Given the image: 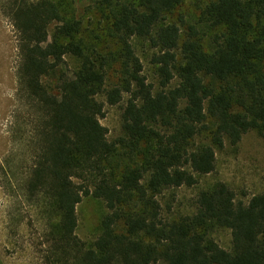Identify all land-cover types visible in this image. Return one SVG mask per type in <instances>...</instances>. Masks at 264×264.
<instances>
[{"label":"trees","instance_id":"16d2710c","mask_svg":"<svg viewBox=\"0 0 264 264\" xmlns=\"http://www.w3.org/2000/svg\"><path fill=\"white\" fill-rule=\"evenodd\" d=\"M186 1L100 0L101 15H77L73 0H3L34 114L20 188L44 225L42 264H264V191L245 202L220 181L174 206V190L215 172L226 142L264 129V0H208L194 25L173 20ZM135 39L157 51L160 88ZM102 97L124 104L115 140ZM85 197L106 207L90 245L76 234Z\"/></svg>","mask_w":264,"mask_h":264},{"label":"rangeland","instance_id":"374dc122","mask_svg":"<svg viewBox=\"0 0 264 264\" xmlns=\"http://www.w3.org/2000/svg\"><path fill=\"white\" fill-rule=\"evenodd\" d=\"M207 1L187 0L173 14V20L178 21L183 16L189 24H197ZM2 3L3 0H0V262L42 264L39 245L44 225L37 214L22 202L20 188L29 175L33 159L31 144L25 139L31 131V125L27 126V123L34 120V114L19 83L21 57L18 34L9 16L4 13ZM73 4L77 15H101L100 0H73ZM198 29L201 33L205 31L203 26ZM52 31L53 27L50 28V37ZM205 40L210 44V35ZM133 44L148 82L160 88V77L152 64L157 51L146 40L135 39ZM102 101L105 110L101 123L108 129L109 138L115 140L122 134L124 104L111 106L106 103L105 97H102ZM20 135L23 136L22 140H19ZM216 158L215 172L200 177L196 187L174 190L176 209H190L200 190L211 188L220 181L227 183L237 198L245 202L264 191V129L249 131L236 144L226 142L222 149L216 151ZM105 213L106 207L102 201L92 197L83 198L77 206V236L90 245L100 232ZM213 237L222 248H230V231L216 230Z\"/></svg>","mask_w":264,"mask_h":264}]
</instances>
